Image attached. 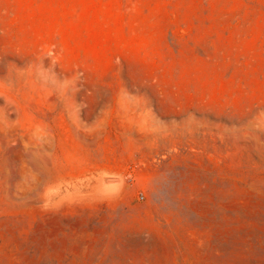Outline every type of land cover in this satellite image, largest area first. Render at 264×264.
I'll return each instance as SVG.
<instances>
[{
  "label": "rangeland",
  "instance_id": "obj_1",
  "mask_svg": "<svg viewBox=\"0 0 264 264\" xmlns=\"http://www.w3.org/2000/svg\"><path fill=\"white\" fill-rule=\"evenodd\" d=\"M0 264H264V0H0Z\"/></svg>",
  "mask_w": 264,
  "mask_h": 264
},
{
  "label": "bare ground",
  "instance_id": "obj_2",
  "mask_svg": "<svg viewBox=\"0 0 264 264\" xmlns=\"http://www.w3.org/2000/svg\"><path fill=\"white\" fill-rule=\"evenodd\" d=\"M23 158V157H22Z\"/></svg>",
  "mask_w": 264,
  "mask_h": 264
}]
</instances>
